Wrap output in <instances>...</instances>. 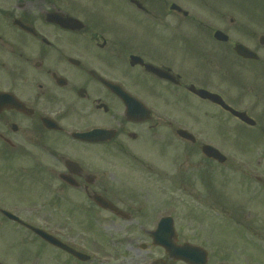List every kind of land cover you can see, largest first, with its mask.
I'll use <instances>...</instances> for the list:
<instances>
[{"label": "flooded vegetation", "instance_id": "flooded-vegetation-1", "mask_svg": "<svg viewBox=\"0 0 264 264\" xmlns=\"http://www.w3.org/2000/svg\"><path fill=\"white\" fill-rule=\"evenodd\" d=\"M262 159L264 0H0V166L18 161L2 174L35 192L0 197L13 237L0 232V264H111L75 231L83 221L110 223L139 263L188 264L156 243H191L174 221L198 186L205 217L255 250L217 243L214 264L254 263ZM20 244L31 261L10 251Z\"/></svg>", "mask_w": 264, "mask_h": 264}, {"label": "rangeland", "instance_id": "rangeland-1", "mask_svg": "<svg viewBox=\"0 0 264 264\" xmlns=\"http://www.w3.org/2000/svg\"><path fill=\"white\" fill-rule=\"evenodd\" d=\"M202 106H205L202 104ZM202 120H204L202 118ZM212 130L208 131V136L210 137H218L219 138V128L215 130V126L209 125ZM253 132V131H252ZM212 135V136H211ZM169 153H166V156ZM199 159V158H198ZM200 162V161H199ZM19 163L18 161H10V163H7L5 165L0 166V197L2 196L5 201V203L9 202H21L24 203L25 201L29 200L30 198L33 199L35 192L34 190L26 188V183L22 182L18 184L17 182L14 183L10 179H6V175H3L2 173H8L5 170L2 171L4 168H6L7 164H10V166H13V164ZM16 166V165H15ZM261 168H264V159H262ZM201 168V167H199ZM2 171V172H1ZM9 174V173H8ZM11 177H14V175H11ZM16 186V187H15ZM197 199L192 201L189 205V207H181V214H179L175 219V226L180 228L182 230V237L184 240H187L188 242L195 243L198 245L203 246L209 251L213 253L215 252L214 247L215 244L221 243L224 247H230V248H240V249H250L251 252H255V250L252 247H249V244H247L244 239L242 238H233L232 235H230L227 230L222 226V224L213 223V221H216V218L214 220L210 217H205V211L207 210V203L204 201L205 194L203 191V188L197 187ZM167 194V193H166ZM2 202V203H3ZM185 204V203H184ZM260 214L262 218L264 217V192H261L260 195ZM16 210V209H15ZM19 210H23L22 207H20ZM165 211H172V207L168 206L165 208ZM208 211V210H207ZM59 215V214H58ZM214 216H220L217 213L214 214ZM209 227H208V225ZM75 231L80 232L83 236L84 243L86 245H92L90 243L96 242L98 245H100V251L101 257H105L108 259L111 258V264H142L139 261L141 259L140 256H137L133 251H127L125 250L124 246H120L121 250L123 251H117L116 246L113 245V242H116L115 240H111V236L109 235L110 232H113L110 223L106 222H100V223H87L86 221L81 222L80 224L74 225ZM208 228L212 230L209 232ZM0 232L3 233V236L7 239L5 242L11 241L10 232L7 230V228H4V226L0 227ZM261 237H264V222H262L261 225ZM6 234V235H5ZM2 245H4V240L0 241ZM93 246V245H92ZM261 247L264 248V243H261ZM11 252H14L19 256L21 259H27L31 261L32 256L34 255L31 253V248L28 245H22L11 247ZM43 251L50 253L48 249H44ZM260 260L257 259V261H254V263L251 262V256L242 255L239 256L240 261L237 264H264V251H261ZM110 255V256H108ZM108 256V257H106ZM149 260L153 259L154 255L151 253L148 255ZM45 255H43L42 260H38V258L33 257L32 261L37 264H45ZM222 257L221 254H210V258L208 261V264H214L217 260H220ZM233 256H228V259L232 258ZM107 261V260H106ZM42 262V263H41ZM145 264V263H144Z\"/></svg>", "mask_w": 264, "mask_h": 264}, {"label": "water", "instance_id": "water-1", "mask_svg": "<svg viewBox=\"0 0 264 264\" xmlns=\"http://www.w3.org/2000/svg\"><path fill=\"white\" fill-rule=\"evenodd\" d=\"M204 93V92H203ZM205 94V93H204ZM242 116V115H241ZM207 153H209V151H207ZM166 228V223L163 221H160L159 225H158V230H156V232H160L161 230ZM37 233L41 234L45 239L52 241L53 243L64 247L63 244H61L59 241L55 240L54 238H52L51 236H49L48 234H46L45 232L38 230V229H34ZM166 241V239H164ZM162 241L160 240V243L162 245L165 246V248L167 249V251L169 252L170 255H175L178 256L179 258H183L184 260H186L187 262H189L190 264H204L205 260H206V254L205 252H202L198 248H194L197 249V252H195V250H189L186 249L184 251H182V253H176L175 250L173 249L172 246H170L169 244H167V241Z\"/></svg>", "mask_w": 264, "mask_h": 264}]
</instances>
